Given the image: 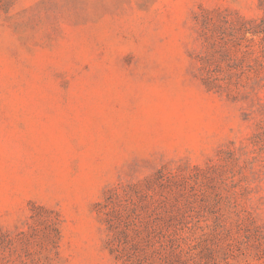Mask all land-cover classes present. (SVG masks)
<instances>
[{
  "label": "rangeland",
  "instance_id": "1",
  "mask_svg": "<svg viewBox=\"0 0 264 264\" xmlns=\"http://www.w3.org/2000/svg\"><path fill=\"white\" fill-rule=\"evenodd\" d=\"M0 264H264V0H0Z\"/></svg>",
  "mask_w": 264,
  "mask_h": 264
},
{
  "label": "trees",
  "instance_id": "2",
  "mask_svg": "<svg viewBox=\"0 0 264 264\" xmlns=\"http://www.w3.org/2000/svg\"><path fill=\"white\" fill-rule=\"evenodd\" d=\"M166 182H167V178L163 177V174H155L143 182L144 188L141 187L142 185H140V183L139 184H133L130 187L129 193L127 192V194H130L129 199L131 201L134 200V197H141V198L144 197V198H146L145 200H147V198H148L147 190L148 189H151L154 186L161 188L163 190L162 191L163 194L159 195L160 199H159L156 207H157V209L160 210V220L162 217L163 218V221H162L163 224H166L167 226H169L170 225L169 220L172 219V217L175 213L172 212V210L174 208V205H173L174 203L170 202L168 200V196L164 193L165 189L169 188V185L167 187V185L165 184ZM141 189H142V191H141ZM165 215H168V219H167V217H165Z\"/></svg>",
  "mask_w": 264,
  "mask_h": 264
}]
</instances>
